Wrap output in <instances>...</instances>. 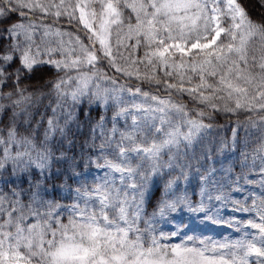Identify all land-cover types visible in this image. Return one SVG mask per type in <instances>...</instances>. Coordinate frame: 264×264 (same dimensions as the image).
<instances>
[{"label": "snow or ice", "instance_id": "1", "mask_svg": "<svg viewBox=\"0 0 264 264\" xmlns=\"http://www.w3.org/2000/svg\"><path fill=\"white\" fill-rule=\"evenodd\" d=\"M0 264H264V0H0Z\"/></svg>", "mask_w": 264, "mask_h": 264}, {"label": "rangeland", "instance_id": "2", "mask_svg": "<svg viewBox=\"0 0 264 264\" xmlns=\"http://www.w3.org/2000/svg\"><path fill=\"white\" fill-rule=\"evenodd\" d=\"M124 101H125V104L131 109V105L133 104V103H139V100H132V98H131V96H129V95H125V97H124ZM134 111V110H133ZM111 114H112V112H111V110L109 111V116H111ZM128 123H129V125L131 124V116H129L128 117ZM121 127H123V121H121ZM229 135H231V133L229 134ZM241 135H244V132H243V130H241ZM259 134L258 133H253V136L250 138V142H249V144H248V146H247V150H248V152L249 153H251V151H252V149L255 147V144H256V137L258 136ZM216 136V135H215ZM222 136H226V134L224 133V135H222ZM230 137V136H229ZM199 197L197 196V197H194V199H198ZM223 211V214L224 215H227L228 213H227V211L226 210H222ZM188 215H191L190 213H187V212H185L184 213V216L185 217H187ZM210 222V221H209ZM207 225H210V226H207V227H205V226H202L201 225V229L203 230V234L205 235V236H211V237H213L214 239H217V240H220V239H222V238H224L225 236H234L235 235V233H232L231 232V230L230 229H228V228H226L225 226H222V225H214V226H212V223L210 222L209 224H207ZM215 227L217 228V229H221V228H223V229H221L222 231H220V232H216L215 231ZM165 230V232H167V231H169V229L168 228H165L164 229ZM192 233H189V235H191ZM173 242H179V240L178 239H173Z\"/></svg>", "mask_w": 264, "mask_h": 264}, {"label": "trees", "instance_id": "3", "mask_svg": "<svg viewBox=\"0 0 264 264\" xmlns=\"http://www.w3.org/2000/svg\"><path fill=\"white\" fill-rule=\"evenodd\" d=\"M52 21V18H49L46 23H51ZM60 24L63 25L65 28L67 27L66 25V21L64 20H61L60 21ZM141 55L143 54V50H141ZM141 70L143 71V66H141ZM163 76V73L160 72L158 73V77H161L162 78ZM122 82H124L122 80ZM128 83L130 84H139L140 82L139 81H136V80H132V81H128ZM145 89L147 90V85H145ZM151 91L155 92L156 89L155 88H152ZM160 94L161 95H164V92H163V89L160 90ZM236 118L233 117L232 120L234 121ZM241 119H244V117H241ZM217 125L218 127L214 130L213 132V135H219V136H222L224 135V133L226 134V136H230L229 134L231 133L230 130H229V126H228V120L227 119H221L219 121H217ZM222 126V127H221ZM243 137V135H241Z\"/></svg>", "mask_w": 264, "mask_h": 264}, {"label": "bare ground", "instance_id": "4", "mask_svg": "<svg viewBox=\"0 0 264 264\" xmlns=\"http://www.w3.org/2000/svg\"><path fill=\"white\" fill-rule=\"evenodd\" d=\"M198 223H200V225H202V226H205V225L209 224L210 222H209V221L198 220ZM207 226H210V225H207ZM212 226H214V225L212 224ZM221 229H223V228H221ZM221 229H217V228L215 227V231H216V232H220V231H222Z\"/></svg>", "mask_w": 264, "mask_h": 264}]
</instances>
